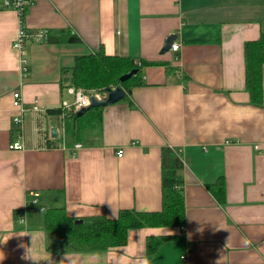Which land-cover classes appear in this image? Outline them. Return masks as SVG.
<instances>
[{"label":"crops","instance_id":"crops-1","mask_svg":"<svg viewBox=\"0 0 264 264\" xmlns=\"http://www.w3.org/2000/svg\"><path fill=\"white\" fill-rule=\"evenodd\" d=\"M25 26L48 37L27 42L20 81L18 17L0 0V264H264V63L258 105L245 88L243 54L264 33V0H33ZM172 33L179 50L161 53ZM99 49L148 62L144 82L104 106L100 121L84 117L80 141L65 142L61 115L45 110L71 100L75 58ZM17 86L23 105L42 112H24L25 148L10 150ZM165 145L182 160V229H130L125 244L105 250L50 249L48 208L62 206L72 218L160 210ZM218 177L223 203L207 188ZM147 236L165 239L147 252Z\"/></svg>","mask_w":264,"mask_h":264},{"label":"trees","instance_id":"trees-1","mask_svg":"<svg viewBox=\"0 0 264 264\" xmlns=\"http://www.w3.org/2000/svg\"><path fill=\"white\" fill-rule=\"evenodd\" d=\"M245 62V88L251 101L255 104L262 102V75L264 63V33L251 41H247L243 48ZM145 60H134L128 56L105 54L102 49L96 52L77 56L71 68L74 87L82 89H101L120 86L124 89L126 99L132 86L143 84L141 71L146 65ZM131 69H136L128 79L121 81L119 77ZM103 106L88 108L83 114L69 111L62 117L63 141H80L83 118L96 115L100 121ZM60 106L46 108L48 115L60 114ZM47 147H54L51 141L46 140ZM161 189L162 206L158 211H138L135 209H120L116 217L109 218L105 213L78 218L66 216L64 208L53 207L45 211L44 228L48 244L54 252H76L105 250L109 247L126 243L130 229L156 226H184L185 209L184 197L181 188L182 178L180 170L182 160L177 148L161 147ZM207 188L214 198L223 203L225 200V182L218 177L214 182L207 184ZM164 237L147 236V252H152L163 242Z\"/></svg>","mask_w":264,"mask_h":264},{"label":"built area","instance_id":"built-area-1","mask_svg":"<svg viewBox=\"0 0 264 264\" xmlns=\"http://www.w3.org/2000/svg\"><path fill=\"white\" fill-rule=\"evenodd\" d=\"M5 8L13 10L18 17V30L16 37L12 41V48L17 52L18 57V65L20 70V81L25 78L28 74V64L26 58V46L27 42L31 39L35 41L46 40L48 37V33L46 30L40 29L33 34H28L25 26V13L26 10L31 4L33 0H2ZM180 48L179 42H172L170 45V49L173 51H178ZM18 82V85L21 82ZM66 93L71 96V100L62 99L59 103V106L62 108V112L60 113L61 117H63L69 111H77L79 108L88 105L89 96L91 94H95L98 98H102L104 95H101L98 92L85 91L80 87H74L69 85L66 87ZM12 96V104L16 108L17 112L12 116V123L15 129V139L11 140L8 143V149L10 150H22L25 148V131L23 125V114L28 109L32 110L35 113L42 112L41 108L37 103L32 104L30 107H25L22 102L21 90L17 86L11 91ZM44 147H47L45 143ZM81 147L80 142H76L71 149V154L75 155L77 150ZM124 153L123 148H119L116 151L117 156H122ZM33 202H36V197L38 195L37 192L32 191ZM182 229V228H181ZM192 246H189L188 250H190ZM182 259H185V255H181Z\"/></svg>","mask_w":264,"mask_h":264},{"label":"water","instance_id":"water-1","mask_svg":"<svg viewBox=\"0 0 264 264\" xmlns=\"http://www.w3.org/2000/svg\"><path fill=\"white\" fill-rule=\"evenodd\" d=\"M175 37H176V34L172 33V34H169L164 39L163 45H162L161 50H160L161 53L165 52L166 50H168L170 48V45H171V43H172V41L174 40ZM135 71H136V69H131L128 72L122 74L119 77V79L121 81L126 80L132 74H134ZM104 93L105 94H104V96L102 98H98L95 94H91L89 96V98H88V100H89L88 105L79 108L76 111V114L77 115H81L90 107H96V106H103L104 107V106H108V105H110L112 103L117 102L118 100H121L124 97V95H125L124 89L122 87H120V86H116V87L109 86V87H106V88H104ZM49 134L53 138H57L58 137V130H57L56 126L53 123H51ZM81 221H82V219H80V218L75 220V222H81Z\"/></svg>","mask_w":264,"mask_h":264},{"label":"rangeland","instance_id":"rangeland-1","mask_svg":"<svg viewBox=\"0 0 264 264\" xmlns=\"http://www.w3.org/2000/svg\"><path fill=\"white\" fill-rule=\"evenodd\" d=\"M86 91H91V92H98V93H100L101 95H104L105 93H104V91L103 92H100L101 91V89H89V90H86Z\"/></svg>","mask_w":264,"mask_h":264},{"label":"clouds","instance_id":"clouds-1","mask_svg":"<svg viewBox=\"0 0 264 264\" xmlns=\"http://www.w3.org/2000/svg\"><path fill=\"white\" fill-rule=\"evenodd\" d=\"M167 234H168V235H172V234H174V233H173L171 230H168ZM6 240H7V239H6ZM6 240H5V241H6ZM145 246H146V245H145ZM0 259H3V258H0Z\"/></svg>","mask_w":264,"mask_h":264}]
</instances>
